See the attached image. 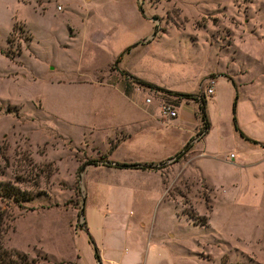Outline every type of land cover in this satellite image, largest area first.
<instances>
[{"label":"rangeland","instance_id":"obj_1","mask_svg":"<svg viewBox=\"0 0 264 264\" xmlns=\"http://www.w3.org/2000/svg\"><path fill=\"white\" fill-rule=\"evenodd\" d=\"M235 96L264 143V0H0V182L23 195L0 197L4 248L33 264H264V149L234 130ZM163 102L195 115L161 118ZM137 157L156 168L118 166Z\"/></svg>","mask_w":264,"mask_h":264},{"label":"trees","instance_id":"obj_2","mask_svg":"<svg viewBox=\"0 0 264 264\" xmlns=\"http://www.w3.org/2000/svg\"><path fill=\"white\" fill-rule=\"evenodd\" d=\"M139 11L142 12L140 7H139ZM4 55L9 57L8 54H4ZM121 56L122 54H120L116 58V60L114 61L115 64L119 63ZM232 85L235 86L233 82H232ZM176 96L186 98V99H190L193 97L192 95H189V94H180V93H176ZM198 99L199 100L197 101V105H198V114H199L200 121H201V127L199 131L196 133V136L201 138L208 132L210 128V124H209V121L206 115V99L204 96H199ZM235 103H236V96L234 97V100L232 103V123H233L234 130L238 133L239 137L242 138L244 141L248 142L249 144L255 145V146L256 145L260 146L261 148L264 149L263 143H260L256 140L251 139L239 129L236 119H235V115H234ZM187 150H188L187 147L184 146L183 149L176 155L177 156L176 158L182 157L186 153ZM149 167L156 168L153 164H136V163L131 164V168L138 169V170H147ZM0 197L2 198L7 197L8 199L11 198L14 202H19L23 200V195L21 194V192L15 186L7 182H0ZM2 233H3V230L0 225V264H33L32 261L28 260L25 254L20 253L15 250H9V249L4 248Z\"/></svg>","mask_w":264,"mask_h":264},{"label":"crops","instance_id":"obj_3","mask_svg":"<svg viewBox=\"0 0 264 264\" xmlns=\"http://www.w3.org/2000/svg\"><path fill=\"white\" fill-rule=\"evenodd\" d=\"M5 56V55H4ZM5 57H7V56H5ZM122 59V58H121ZM121 61V60H120ZM120 92V91H119ZM121 93V92H120ZM122 94V93H121ZM125 98H127L126 97V94L124 93V94H122ZM206 103H207V101H206ZM180 108V107H179ZM179 108H178V110H179ZM189 110H186V109H184V110H179V112L177 111V116H176V118L174 119V120H177V119H180V122L181 123H186L187 124V122L191 119V113L192 112H194L193 114L195 115V111L194 110H191L190 108H188ZM158 111V110H157ZM146 113H148V111H146ZM159 114V113H158ZM193 115V116H194ZM147 118H149V119H151L152 118V112H150L147 116H146V119ZM238 125V124H237ZM130 137L131 136H128V138H123V139H121L120 141H119V145L120 144H122L124 141H126L127 139H130ZM203 137V136H202ZM202 137L201 138H199V140H201L202 139ZM252 139V138H251ZM254 140V139H253ZM198 141L196 140V143H197ZM246 142V141H245ZM259 142V141H258ZM195 143V144H196ZM248 143V142H247ZM261 143V142H260ZM264 144V143H263ZM252 145V144H251ZM253 146H255V145H253ZM257 146V145H256ZM201 154H203V153H201ZM170 157V156H169ZM169 157H167V158H169ZM167 158H165V159H167ZM136 159H138V160H135V161H139V162H132V160L131 159H128V160H126V159H122L121 160V162H123L124 163V161H127V162H131V163H136V164H150V163H154V161H150V160H148L149 159V157H145V158H140V157H137ZM140 159H142V160H145V161H140ZM164 160V159H163ZM157 161H161V160H157ZM156 161V162H157ZM130 163V164H131ZM262 173V176H263V179H261V174L260 173H258V175H257V178L258 179H260L261 181H262V183L264 184V172H261Z\"/></svg>","mask_w":264,"mask_h":264},{"label":"built area","instance_id":"obj_4","mask_svg":"<svg viewBox=\"0 0 264 264\" xmlns=\"http://www.w3.org/2000/svg\"><path fill=\"white\" fill-rule=\"evenodd\" d=\"M213 81H209V85L205 90V95L210 96L213 94ZM144 102L146 104H149L151 102V100L149 98H145ZM158 113L160 115L161 118H167V119H172L175 118L177 115V112L175 110V107L173 106V104L171 103H162L158 106ZM230 157L232 158L233 155L231 154Z\"/></svg>","mask_w":264,"mask_h":264},{"label":"water","instance_id":"obj_5","mask_svg":"<svg viewBox=\"0 0 264 264\" xmlns=\"http://www.w3.org/2000/svg\"><path fill=\"white\" fill-rule=\"evenodd\" d=\"M153 20L155 21L156 18H153ZM118 166L121 168H131V164H118ZM149 168H151V167H149ZM83 170H84V167L81 168V171H83ZM80 214H82V209L80 210Z\"/></svg>","mask_w":264,"mask_h":264}]
</instances>
